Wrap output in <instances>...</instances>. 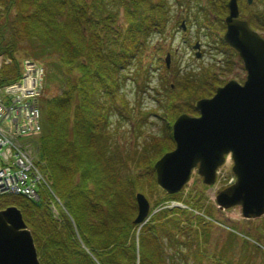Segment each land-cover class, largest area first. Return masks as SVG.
Returning <instances> with one entry per match:
<instances>
[{"label": "trees", "instance_id": "16d2710c", "mask_svg": "<svg viewBox=\"0 0 264 264\" xmlns=\"http://www.w3.org/2000/svg\"><path fill=\"white\" fill-rule=\"evenodd\" d=\"M218 1L212 17L224 32L227 0ZM0 6V58L9 61L0 65V88L21 77L17 53L52 64L59 79L54 96H39L36 158L59 200L57 216L49 210L43 192L37 202L0 195V210L13 206L21 212L39 263L191 264L192 260L208 264L206 246L214 225V208L202 203L206 187L186 200L181 192H162L151 204L149 212L155 213L145 224L140 227L133 221L137 215L135 195L152 198L160 191L153 166L174 149L172 123L182 113L197 116L194 102L211 97L221 80L204 73L188 74L170 83V72L162 62L157 82L164 91L162 98L152 96L156 108L140 111L134 125L140 134L147 119L155 117L163 123L164 136H149L139 149L135 145L129 161L111 134L113 119H129L133 111L122 93L127 72L140 63L151 39L165 32L170 21L169 0H0ZM241 13L239 8L243 18ZM260 17L264 21V15ZM246 20L252 27L251 17ZM205 28L210 29L208 24ZM219 42L223 52H234L221 39ZM226 64H231L227 70L233 69V62ZM139 78L140 83L134 81L138 93L150 88L160 96L158 88L150 86L148 70ZM167 202L183 203L185 209L167 208ZM195 211L202 215L193 216ZM258 229L261 231L247 228L239 232L264 245V225ZM234 245L231 236L220 252H234Z\"/></svg>", "mask_w": 264, "mask_h": 264}, {"label": "water", "instance_id": "95a60500", "mask_svg": "<svg viewBox=\"0 0 264 264\" xmlns=\"http://www.w3.org/2000/svg\"><path fill=\"white\" fill-rule=\"evenodd\" d=\"M226 8L222 41L242 61L245 79L242 84L229 80L210 98L196 100L197 116L180 114L171 125L174 149L153 168L158 189L174 195L193 172L203 186H212L216 170L230 156L235 182L217 193L216 206L221 211L238 206L243 219L255 220L264 216V38L239 18L237 0H228ZM135 203L133 223L142 226L150 205L141 193ZM0 264H39L31 233L13 206L0 210Z\"/></svg>", "mask_w": 264, "mask_h": 264}, {"label": "rangeland", "instance_id": "374dc122", "mask_svg": "<svg viewBox=\"0 0 264 264\" xmlns=\"http://www.w3.org/2000/svg\"><path fill=\"white\" fill-rule=\"evenodd\" d=\"M210 1L211 0H182L179 3L180 9L177 10L173 8V4H170V21L166 26L165 32L161 34V36L155 35L151 39V42L141 57L140 63L132 66L130 71L127 72L128 79L124 83L122 93H124L126 96L129 107L130 109L133 108V111L129 119L120 118L119 116H117V119H113L114 131H112L111 134L113 136V140L118 146V149L122 150V154L125 157H129V161H131V153L133 152L135 145H139L144 141H148V138L151 135L158 136L160 138L164 136L163 123L155 117H150V119H147V122H145L141 128L140 134L136 131L134 124L136 120H139L140 111L147 112L149 109L151 110L156 108L157 103L154 101L155 99H153L152 96L158 99L162 98L161 94H163L164 91L158 88L157 82L158 75L162 70V59L164 58L166 52L173 54L172 62L168 67L170 72L169 75H171V79L169 80L170 83H174L176 80H178L175 78L180 79L182 76H186L188 74H198L200 76L204 73L210 74V78L218 77L219 80H221L220 83L218 82V86H223L232 79L237 81L239 84H242L243 80L245 79V72L241 70V64L238 63L236 57L231 58V61L233 62V69L227 70V66H230L231 64H226L225 61L226 58L229 60L230 57H227L221 52V43L219 42L223 31L221 30V25L219 22L210 16V14L213 15V7L215 11L218 9L217 7L219 1H212L213 5ZM238 5L240 12H242V19L246 20L248 17H251L252 27L255 29L261 27V32L264 36V21L261 20L260 17V14L264 15V0H252L250 4H247V2L243 0V2L238 3ZM189 12L192 16L190 15L189 19L186 17V26L190 28L187 35L188 44H194L195 38H197L199 42H203L205 45V54L202 59H196L193 54L190 53L188 45L182 42L180 35H176L174 38L172 37L173 33L175 32H172L174 30L173 27L175 22L178 21L177 19L180 20L182 17L184 19L185 15L189 14ZM206 24H208L210 29L208 30L207 28H204L202 30V27ZM204 35H206V37ZM17 59L22 61L23 59L30 58L24 56V53H17ZM35 63L40 64L44 68V78L40 97L43 94L46 97L54 96L57 93V89L59 88V79L58 75H56L54 71V66L52 64L45 65L40 61ZM139 67H141V72L139 71L138 74L137 68ZM145 70L150 72V86L152 88H158L160 96L152 92L150 88L146 93H138L139 88L137 87V83H140L139 75L141 76ZM56 72L59 74L58 69ZM134 74H136V76H134ZM135 78L136 80H134ZM172 89L174 90V88ZM40 97L38 98V101L40 100ZM139 135L140 137H137ZM137 148L139 149L140 145ZM231 166L232 162L230 158L227 157L226 161L216 173L215 185L210 188L211 190L208 189L209 187H207L203 192L202 203L214 208V212L212 213V216L214 217V225L212 227V234L210 236L209 243L206 246L208 253L206 261L208 264H237L241 259L242 264H264V245L261 242H258L259 240H255L253 237H247L245 232H239L240 230L245 231L247 228L249 231H261V229L258 228L259 226L264 225V216L255 220H245L242 218L241 210L238 206L224 211L216 208L214 198L217 192L230 186L234 182V180L231 182V178L233 177ZM201 181V178H199L196 173L193 172L190 176L189 182L185 185L180 193L181 198L183 200L189 199L195 191H200L201 187H203ZM143 195L151 206L153 201L157 200L158 197L163 196V193L161 190L159 192L156 191L152 194V198L150 195ZM55 202L59 204V200L56 199ZM176 204H173L172 206H176ZM180 205L182 206V209H185V204L181 203ZM160 208L162 209L166 207L161 205ZM154 213L155 210L152 213L149 212L148 219ZM195 215H202V212L195 211L193 216ZM231 232H234V234H230ZM75 234H77V231H75ZM231 236L235 237V245L233 252L234 254L231 258L232 261L229 263L227 260L221 259V255L218 252H220L222 244L226 241V239ZM225 253H228V251H225ZM167 254H172V251L167 250ZM190 263L195 264L196 262L191 260ZM202 263L206 264L204 262Z\"/></svg>", "mask_w": 264, "mask_h": 264}, {"label": "built area", "instance_id": "2783aa9c", "mask_svg": "<svg viewBox=\"0 0 264 264\" xmlns=\"http://www.w3.org/2000/svg\"><path fill=\"white\" fill-rule=\"evenodd\" d=\"M7 63L8 60L0 58V65ZM20 67V79L0 88V195L22 196L37 202L43 192L49 210L56 217V197L36 165L40 131L38 98L44 68L30 59H23Z\"/></svg>", "mask_w": 264, "mask_h": 264}, {"label": "flooded vegetation", "instance_id": "af4514ba", "mask_svg": "<svg viewBox=\"0 0 264 264\" xmlns=\"http://www.w3.org/2000/svg\"><path fill=\"white\" fill-rule=\"evenodd\" d=\"M180 1H182V0H169V2H170V4L172 5H174L173 6V8L175 9V10H177V9H180V5H179V3H180ZM185 1V0H184ZM212 1H214V0H212ZM237 1H239V0H237ZM242 1V0H241ZM246 1V0H245ZM227 3V2H226ZM238 3V2H237ZM172 12H174V11H172ZM179 13H181V12H179ZM178 13V14H179ZM191 13H193V12H191ZM170 14H171V12H170ZM180 15V14H179ZM190 12H189V14H187V15H185V17H184V19H183V17L182 18H180V20L179 19H177L178 21H176L175 22V24H174V27H173V31L172 32H174L173 33V35H172V37L174 38L176 35H180V38H182V42L183 43H185L186 45H188V48H189V50H190V53H192L193 54V56L196 58V59H202L203 58V56H204V54H205V51H204V49H205V45L203 44V42H199L198 40H197V38H195V42L198 44V47L197 48H194V46H195V42H194V44H188V40H187V35H188V32H189V30H190V28H188L187 26H186V22H187V18L186 17H188V19H189V17H190ZM192 16V15H191ZM210 16H212L211 14H210ZM241 19V18H240ZM205 28V26H203L202 27V30ZM250 28L253 30V31H255V32H257L262 38H264V36L262 35V32H261V27L260 28H258V29H255V28H253V27H251L250 26ZM201 30V29H200ZM225 31V30H224ZM169 34V33H168ZM215 34V33H214ZM223 34H224V32H223ZM223 34H222V36H223ZM158 36H161L159 33H158ZM205 37H206V35H204ZM221 40H222V37L220 38ZM228 46V45H227ZM228 48L229 49H231V50H233L232 48H230L229 46H228ZM234 51V50H233ZM176 52V51H175ZM222 53H224L226 56H229L230 58H229V60H227V58H226V61L227 62H232L231 61V58L232 57H236V59L238 60V63H239V60H240V58L238 57V55H237V53L235 52H230L229 50L227 51V50H224V52L223 51H221ZM169 57L168 58V67L170 66V63L172 62V58H173V54H171L170 52H166L165 53V56H164V58L162 59V61H163V63L166 65V63H165V58L166 57ZM226 61H225V63H226ZM240 62H241V70L242 71H244V69H243V65H242V61L240 60ZM167 67V68H168ZM245 72V71H244ZM245 76H246V73H245ZM226 239V238H225ZM219 254H221L222 253V255L224 254L225 256H226V258H229V259H231L232 257H233V252H228V253H223V252H218ZM232 260V259H231ZM238 261H239V259H238ZM241 261V262H240ZM240 261H239V263L238 264H242V260L240 259ZM204 263H205V261H203Z\"/></svg>", "mask_w": 264, "mask_h": 264}]
</instances>
